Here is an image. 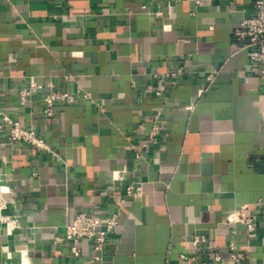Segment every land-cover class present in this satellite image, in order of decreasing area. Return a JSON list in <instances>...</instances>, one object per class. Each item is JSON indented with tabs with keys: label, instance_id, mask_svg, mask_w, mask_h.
I'll return each mask as SVG.
<instances>
[{
	"label": "crops",
	"instance_id": "crops-1",
	"mask_svg": "<svg viewBox=\"0 0 264 264\" xmlns=\"http://www.w3.org/2000/svg\"><path fill=\"white\" fill-rule=\"evenodd\" d=\"M254 1L0 0V110L57 153L12 140L2 122L0 198L18 224L0 220V264L211 261L230 240L264 264V76L234 37ZM31 77L75 100L48 117L44 87L22 105ZM257 201L247 238L225 218ZM82 211L118 214L101 260L90 239L78 256L56 242ZM195 234L208 238L200 251Z\"/></svg>",
	"mask_w": 264,
	"mask_h": 264
},
{
	"label": "built area",
	"instance_id": "built-area-1",
	"mask_svg": "<svg viewBox=\"0 0 264 264\" xmlns=\"http://www.w3.org/2000/svg\"><path fill=\"white\" fill-rule=\"evenodd\" d=\"M200 4V0H196ZM234 37L238 42L236 51H244L250 62L257 64V70L261 76H264V0L254 1V12L245 16L238 27L234 31ZM217 70H213L207 75L209 84H212ZM185 70L183 67H178L175 70L168 71V75L177 79L184 75ZM47 87V92L44 94L45 108L44 113L46 116H53L55 114V103L57 101L73 102L75 97L73 94L59 89L55 83L49 81L45 86L37 82L33 77L29 84L19 91V101L23 105L27 103L30 97L39 90ZM206 89V88H205ZM0 127L2 122H7L10 125V138L15 141H23L28 145L57 156V153L52 150L44 138L38 133L29 128L23 127L18 121L11 119L8 115L3 114L0 110ZM157 135V128L149 133L148 139L154 140ZM141 156V154H139ZM123 176L122 171H115L114 177L121 179ZM7 189L6 186H0V190ZM134 186L127 187V192L133 194L137 199L141 194V184L136 186V192H133ZM262 206L261 201L251 204H242L229 213L225 221L228 223L238 222L244 225L245 235L247 238H253L257 229L258 223V209ZM0 209L6 213L0 214V220L7 223V230L9 232L12 228H16L18 219L9 210L5 201L0 198ZM119 222L118 214L102 215L95 211H82L75 214L73 221L66 225L65 235L56 237L57 243H67L70 245L71 252L74 256L80 254L79 242L82 239H90L93 241L92 251L95 260H101V253L108 242L110 233L114 230ZM208 238L205 234H195L192 243L196 251H200L202 246L207 244ZM22 256L26 257V251L21 250ZM181 264H255L248 259V255L237 248L234 240L229 242V254L224 257L221 254H215L211 261L200 260L195 256L186 254L181 255Z\"/></svg>",
	"mask_w": 264,
	"mask_h": 264
},
{
	"label": "clouds",
	"instance_id": "clouds-1",
	"mask_svg": "<svg viewBox=\"0 0 264 264\" xmlns=\"http://www.w3.org/2000/svg\"><path fill=\"white\" fill-rule=\"evenodd\" d=\"M2 191H8V189L5 188V189H2ZM23 264H29V262L25 259Z\"/></svg>",
	"mask_w": 264,
	"mask_h": 264
},
{
	"label": "bare ground",
	"instance_id": "bare-ground-1",
	"mask_svg": "<svg viewBox=\"0 0 264 264\" xmlns=\"http://www.w3.org/2000/svg\"><path fill=\"white\" fill-rule=\"evenodd\" d=\"M2 213H6V211L0 209V214H2ZM11 231L13 232L14 231V228L11 227Z\"/></svg>",
	"mask_w": 264,
	"mask_h": 264
}]
</instances>
